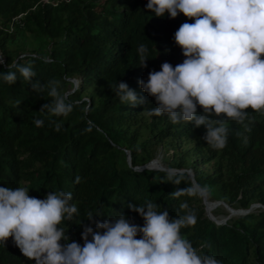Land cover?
Masks as SVG:
<instances>
[{
	"label": "trees",
	"instance_id": "16d2710c",
	"mask_svg": "<svg viewBox=\"0 0 264 264\" xmlns=\"http://www.w3.org/2000/svg\"><path fill=\"white\" fill-rule=\"evenodd\" d=\"M146 3L147 0H0L1 26L17 13L25 12L21 29L47 39L49 44L44 56H11L5 48L11 34L0 30L4 57L0 72H7L8 65L32 63L37 73L33 82L60 81V91L74 105L66 119L52 117L46 110L40 111L50 98L46 94L44 98L38 96L19 74L12 85L0 80V187H26L29 196L38 199H44L49 191L71 192V203L78 212L60 226L66 228L67 242L81 246L85 226L95 231L97 222L121 213L142 226L143 219L130 211L129 204L139 206L152 201L161 206L158 210L167 209L169 217L175 218L184 214L180 204L187 202L197 215V223L181 231L194 247L210 245L203 251L223 264H264V151L261 149L258 157L252 154L256 146L264 145V118L249 126L246 144L236 135L240 125H229L223 153L240 165L227 181L191 168L195 183L207 196L216 194L218 199H225L227 193L223 202L232 208L246 209L251 203L259 204L233 220L216 224L207 218L199 193L186 173L176 172L182 181L174 184L169 181V172L133 169L140 164L138 151H143L150 141L167 137H191L194 149L204 155L203 161H209L218 152L202 139L204 126L194 128L191 122L173 125L166 115L153 117L147 124L152 134L134 146L137 132L130 126L139 124L138 115L143 110L156 106L154 98L142 91L138 81L147 82L149 72L160 71L164 62L173 66L183 62L173 36L182 23L193 22L183 14L175 19L167 14L157 18L146 9ZM141 44L147 47L146 67L139 63L137 50ZM72 76L79 78L80 88L92 86L87 100L81 98L77 89L68 91V78ZM120 82L126 83L145 103L121 104L114 92ZM34 119H43L44 126L37 128ZM51 120L62 121L59 132L50 125ZM89 126L91 131L86 132ZM124 150L129 153L130 165L121 163ZM247 153L251 155L244 162ZM172 167L180 169L183 165L178 162ZM186 188L189 191L178 197L171 195ZM89 213L93 214L91 220ZM0 264L35 262L25 258L10 237L5 246L0 243Z\"/></svg>",
	"mask_w": 264,
	"mask_h": 264
},
{
	"label": "clouds",
	"instance_id": "9594fccd",
	"mask_svg": "<svg viewBox=\"0 0 264 264\" xmlns=\"http://www.w3.org/2000/svg\"><path fill=\"white\" fill-rule=\"evenodd\" d=\"M146 9L157 18L167 14L175 19L183 14L193 22L182 23L173 36L183 62L175 66L164 62L160 71L149 72L147 82L138 81L156 103L143 110L144 114L166 115L173 125L191 122L194 128L204 126L202 139L217 151L227 146L229 125L234 122L243 126L236 135L246 144L244 133L251 129L245 121L254 119L246 109L264 116V0H147ZM137 51L140 66L146 67L147 47L141 44ZM18 74L38 96L50 98L40 111L65 119L73 112L74 105L60 91V81L33 82L37 73L32 63L8 65L7 72H0V80L12 85ZM114 92L121 104L145 103L126 83H118ZM33 123L37 128L44 126L43 119ZM50 125L59 132L62 121L51 120ZM85 131H91V126ZM79 180L76 177V182ZM169 181L179 184L182 178L170 172ZM186 191L189 189L171 195L178 197ZM28 193L22 186L0 187V243L5 246L11 237L21 254L35 264H223L203 251L210 245L194 247L182 234V229L197 223L187 202L180 204L184 214L175 218L169 217L167 209L158 210L161 206L152 201L129 204L130 211L143 219L142 226L121 213L97 222L95 231L85 226L81 246L67 242L66 228L60 226L78 212L71 203L72 193L49 191L44 199ZM92 216L89 213L88 219Z\"/></svg>",
	"mask_w": 264,
	"mask_h": 264
},
{
	"label": "rangeland",
	"instance_id": "374dc122",
	"mask_svg": "<svg viewBox=\"0 0 264 264\" xmlns=\"http://www.w3.org/2000/svg\"><path fill=\"white\" fill-rule=\"evenodd\" d=\"M11 34L8 36L5 48L9 55H24V54H40L45 55L46 50L49 47L47 39L40 37L38 35L32 34L25 29L21 28H15L12 32L8 33ZM1 54L3 53L0 48ZM3 55V54H2ZM69 81V88L71 91L73 89H77L80 92V96L82 99L87 100L88 95L92 91V86L87 85L85 88L79 87V78L76 76H72L68 78ZM67 91V92H68ZM140 122L139 124H132L129 129H135L137 132V137L134 142V146H137L140 142L144 141L148 136L152 134L151 130L147 126V124L152 121L153 117H148L144 114L142 111L138 115ZM250 117H254V119H251V122L248 120L245 121V124H248V126L256 125L258 124L264 116H260L256 114L255 112L250 113ZM241 130L243 131V126L240 125ZM244 135L247 137V133H244ZM242 140V138H240ZM243 141V140H242ZM195 142L191 137H167L164 138L158 142L150 141L147 143V147L143 151L137 152L138 162L139 165L145 164L147 162H150L152 160H157L161 167L163 168H174L175 164L178 162L182 163L184 169H190L193 168L195 171H198L202 174H213V175H219L222 181H227L229 179L230 174L232 172H235L239 169V162H235L234 160H229V157L223 153V150L218 151L217 155L212 157L209 161H203L201 160L202 154L198 153L194 149ZM261 145V144H260ZM262 146V148H261ZM256 146V148L253 150L252 154L257 155V157L260 155V150L262 149L264 151V145ZM124 157L123 161L121 163H125L128 165L129 160V153L128 151L124 150ZM147 153H149V156L147 157ZM250 153H247L243 156L244 162L248 160L250 157ZM159 164L151 163L149 164L151 167H158ZM181 169V168H180ZM199 193V191H198ZM200 196V202L203 206V210L205 212V215L207 218L212 220L213 222H225L229 220H233L239 215L232 216L231 214L227 213L226 207L228 206L225 202L227 199V193L224 196L225 199H218L216 194H212L211 196H207L204 192V197L206 199V206L202 203V197ZM208 203L211 204H217L215 207L212 206L211 209L208 208ZM256 204V203H251ZM249 205V206H250ZM257 206L253 207L251 211L255 210ZM225 208V209H224ZM232 208V207H230ZM248 208V207H247ZM232 209H241V208H232Z\"/></svg>",
	"mask_w": 264,
	"mask_h": 264
},
{
	"label": "water",
	"instance_id": "95a60500",
	"mask_svg": "<svg viewBox=\"0 0 264 264\" xmlns=\"http://www.w3.org/2000/svg\"><path fill=\"white\" fill-rule=\"evenodd\" d=\"M126 151V150H125ZM148 163V162H147ZM147 163H145V164H142V165H138V166H134L133 167V169H135V170H142V169H150V170H163V171H166V172H172V173H176V172H184V173H186L187 175H188V177H189V180H190V182H191V185H192V187L195 189V190H197V191H199V193H200V195H201V197H202V203L204 204V206H205V197H204V191L201 189V188H199L198 186H197V184L195 183V181H194V179H193V173H192V171L190 170V169H184V168H181V169H175V168H163V167H156V168H154V169H152L151 167H149L148 165H147ZM128 165H130V163H129V160H128ZM255 206H259V204H252V205H250V206H248V208H246V209H235L236 211H238V213L240 214V215H244V214H246V213H249V212H251V209L253 208V207H255ZM227 209H229V210H231L232 208H230L229 206H225ZM214 223H216V224H220V223H224V222H214Z\"/></svg>",
	"mask_w": 264,
	"mask_h": 264
},
{
	"label": "built area",
	"instance_id": "2783aa9c",
	"mask_svg": "<svg viewBox=\"0 0 264 264\" xmlns=\"http://www.w3.org/2000/svg\"><path fill=\"white\" fill-rule=\"evenodd\" d=\"M47 1V0H44ZM54 4V3H52ZM25 14V12H19L16 15L12 16L9 21L5 24V26L0 25V30H3L6 33L12 32L15 28H22L23 22L22 17ZM1 54V52H0ZM4 59V57H3Z\"/></svg>",
	"mask_w": 264,
	"mask_h": 264
},
{
	"label": "bare ground",
	"instance_id": "6f19581e",
	"mask_svg": "<svg viewBox=\"0 0 264 264\" xmlns=\"http://www.w3.org/2000/svg\"><path fill=\"white\" fill-rule=\"evenodd\" d=\"M151 163L159 164L157 160H152V161L148 162L147 165H148L149 167H151L152 165H151V166L149 165V164H151ZM158 167H161L160 164H159ZM151 168L154 169V168H156V167H151ZM216 205H217V204H215V203H214V204L208 203L207 206H208L209 209H211L212 206L215 207ZM205 206H206V199H205ZM224 209H225V208H224ZM226 211H227V213L231 214L232 216L239 215L238 211H236L235 209H231V210L226 209Z\"/></svg>",
	"mask_w": 264,
	"mask_h": 264
}]
</instances>
